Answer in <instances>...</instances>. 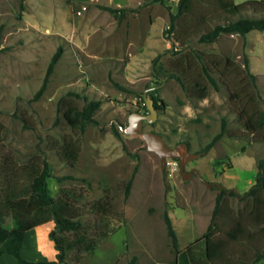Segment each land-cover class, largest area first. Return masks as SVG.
<instances>
[{
  "label": "rangeland",
  "instance_id": "obj_1",
  "mask_svg": "<svg viewBox=\"0 0 264 264\" xmlns=\"http://www.w3.org/2000/svg\"><path fill=\"white\" fill-rule=\"evenodd\" d=\"M111 1L0 0V162L5 154L17 164L45 157L54 175L48 179L51 193L57 196L66 187L83 195L80 203L96 235L75 238L66 256L72 264H125L132 255L138 257V264L168 263L175 251L164 212L171 217L172 210L182 215L188 210L184 234L189 244L206 233L207 216L194 211L215 199L219 189L211 183L242 189L245 179L252 177L250 167H240V155H235L239 140L226 137L219 145L213 144L205 152L202 149L220 130L223 117L228 128L239 127L238 99L232 92L244 87L257 93L264 83L256 77L255 86L244 68V37L240 34L222 32L213 42L198 40L202 31L238 16L223 14L211 0H195L194 11L180 16L171 31H167L169 13L176 10L175 0ZM106 6L127 9L120 14ZM201 13L206 17L204 23L198 22ZM243 14L259 16L264 11ZM59 46L62 53L45 89L36 97ZM203 61L210 65L217 87L203 72ZM175 67L182 71L185 87L169 76ZM194 80L206 85L205 98L193 96ZM145 89L149 96L156 91L166 105L157 109L152 122L143 121V129L161 132L169 146L189 141L190 151L201 154L187 161L184 171L194 167L198 174L183 177L177 158L162 169L158 155L147 149L141 133H126L120 127L127 124L130 112H147L142 99ZM71 90L101 100L95 122L82 133L67 125L61 115L62 100H72L78 106L84 103L68 93ZM64 136L80 140L78 158L71 164L62 163L57 153L49 150L50 140ZM251 152L248 156L264 157V144L253 146ZM227 156L236 167L225 169V175ZM173 160L176 168H171ZM62 175L73 178H55ZM97 201L105 202L100 211L92 207ZM250 202L251 198L224 195L225 207L233 217ZM225 222V228L233 224L232 219ZM70 237L75 236L70 233ZM39 239L43 245L35 241ZM244 244L237 242L233 248L237 252ZM244 247L246 259L252 261L256 253ZM21 254L30 260L55 258L49 232L27 231ZM228 255L235 260L238 257V253ZM9 256L6 264H19L14 255ZM201 260L199 249L193 264Z\"/></svg>",
  "mask_w": 264,
  "mask_h": 264
},
{
  "label": "trees",
  "instance_id": "obj_2",
  "mask_svg": "<svg viewBox=\"0 0 264 264\" xmlns=\"http://www.w3.org/2000/svg\"><path fill=\"white\" fill-rule=\"evenodd\" d=\"M164 2L165 0H160ZM195 0H178L176 10L170 11L169 28L171 31L179 24L180 16L194 11ZM218 6L223 14L238 15L233 19L217 22L212 27L202 31L198 40L201 42H213L222 33H238L242 37L252 29L264 30V14L259 16H249L243 13L248 10L255 12L264 11V0H244L235 2L234 0H211ZM112 12L123 13L127 7L106 6ZM198 22H206L205 14L198 16ZM208 17V16H207ZM210 18V17H208ZM196 24V23H195ZM63 47L59 46L52 55L48 64L46 76L36 92L39 96L46 87L50 73L53 71L55 63L58 61ZM201 59V56L198 55ZM202 60V59H201ZM230 63V59L226 58ZM218 60L213 62L214 65ZM243 64L250 74L256 86V75L250 70L249 59L246 54L243 56ZM202 70L209 80L217 87L215 79L210 74V65L202 62ZM182 72L178 67L169 74L175 77L185 87ZM158 75L155 71V76ZM121 87V84L116 83ZM191 90L196 98H205L207 87L200 80H194ZM152 91L151 98L155 107L162 109L166 103L161 98H157ZM68 93L84 100L78 106L72 100H62L61 115L64 121L72 128L84 132L86 126L95 122L94 113L99 108L101 100L89 98L86 94L77 91ZM141 95V93H140ZM232 96L238 99L236 117L239 121L238 128H228L226 118L221 121L220 130L207 142L202 152L207 151L216 140L226 135L230 138L247 139L255 145L264 144V108L262 107L259 92H252L241 87L239 92H232ZM144 101V98L142 96ZM146 108L145 104H143ZM49 150L55 151L59 160L64 164L74 163L79 155L80 140L72 136H64L61 140H50ZM229 164L227 163V166ZM53 172L48 160L45 157H35L22 164H17L13 159L4 155L0 162V255L9 253L16 257L19 264H72L66 259L67 252L73 248V241L77 237L96 235L93 224L88 219L80 201L83 195L74 190L62 187L60 193L54 196L48 183V179L53 177ZM56 179L73 178V175L55 176ZM132 178L126 182V195L129 192ZM212 187L220 189L217 193L215 206L206 233L189 244L185 248L178 247V238L173 227L171 218L167 211L164 212V221L167 234L171 239V245L175 251V260L172 262L152 263V264H193V257L197 250L202 251L200 264H255L264 256V157L257 161V172L255 182L243 193L237 192L234 188H226L221 183H211ZM231 194L239 198H251L250 206L244 207L242 211L233 217L228 214L224 195ZM262 193V194H261ZM105 202L97 201L92 203V207L100 211L104 208ZM232 219L233 224L225 228V220ZM53 220L54 226L49 231V236L54 242L56 255L53 259L30 260L22 256L21 248L25 238V233L30 228L43 222ZM251 227V228H250ZM253 228V229H252ZM252 229V230H251ZM73 233L75 237H70ZM244 242L241 249L235 251V243ZM202 243V244H201ZM202 245V247L199 246ZM245 245L251 247L256 253L252 261L245 257ZM237 254L238 257L228 254ZM125 264H138V257L132 255Z\"/></svg>",
  "mask_w": 264,
  "mask_h": 264
},
{
  "label": "crops",
  "instance_id": "obj_3",
  "mask_svg": "<svg viewBox=\"0 0 264 264\" xmlns=\"http://www.w3.org/2000/svg\"><path fill=\"white\" fill-rule=\"evenodd\" d=\"M119 1L120 0H118L116 4H120V2H126V4H133L135 2V1H127V0H123V1H120V2ZM177 1L178 0H175L174 4H177ZM111 2H114V0H112ZM169 4H173V3H169ZM172 9H174V5L172 6ZM231 35H233V33H231ZM243 42H244V52L248 56L251 70L264 83V30H259V29L250 30L244 36ZM259 94H260V96H261V98L263 99V102H264V87L259 89ZM226 137L229 138V140L234 139V140H239L240 141L239 148L236 150L235 155L236 154L240 155L239 160H238L239 164H240V167L241 166L242 167L249 166L250 169H251L250 172L252 174L251 175L252 177H247V179H245L244 187L242 189H237L234 185L230 184V188H234L237 192L243 193L246 190H248V188L255 182V174L257 172V166L255 168L254 165L255 164L257 165V161H258L259 157L256 154H255V156H252V155L248 156V154H249V152L252 154V152H251L252 147L253 146L255 147L257 145H255L253 142H251V141H249L247 139L230 138V137H228L226 135H223L218 140H216L214 142V145H216L217 143L219 145L222 141L226 140ZM227 160H228L227 163L229 165L228 166L226 165V168H224V170H223V174L226 173L225 169H233V168L236 167L235 161L233 162L229 156H227ZM227 194H229V193H227ZM216 196H217V194L215 195V199L213 201H211V203L209 202V205L206 208H202V209H198V210L194 211V212H198V213H201V214L207 216V218L209 220L208 225H209L211 217H212V213H213V209H214L215 201H216ZM211 197H212V195H211ZM236 198L238 200H246V199H248V197L242 199V198H239L237 196H236ZM186 211L187 212H185V215L177 214L173 210L171 211V217L172 218L171 217L170 218H171L173 227H174V229L176 231V234H177L178 247L179 248H185L189 244H191L192 242H194L196 240L195 239L191 243L186 244L185 234H184V229H185L184 216L189 214L188 210H186ZM208 225H207V227H208ZM53 226H54V221L53 220H49V221L43 222L41 224H38V225L30 228L29 230H32L33 232H49L53 228ZM26 234H27V231L25 233V238H26ZM35 241L38 244H40V245L44 244L42 239L35 240ZM23 245H24V241H23ZM263 249H264V237H263ZM9 257H10L9 253H2L0 255V264H6V261L9 260ZM174 260H175V256H174L173 261ZM59 264H63V263H59ZM255 264H264V256H262Z\"/></svg>",
  "mask_w": 264,
  "mask_h": 264
},
{
  "label": "water",
  "instance_id": "obj_4",
  "mask_svg": "<svg viewBox=\"0 0 264 264\" xmlns=\"http://www.w3.org/2000/svg\"><path fill=\"white\" fill-rule=\"evenodd\" d=\"M147 89L142 93L147 112L132 111L127 118V124L120 127L126 133H141L147 149L155 152L160 160L161 168L164 169L168 158H178V168L183 174V177L190 174L189 171H184V164L198 157L200 152H191L189 144L186 140L180 141L173 146H169L161 132L152 129H143V120L152 122L156 118L157 108L154 100L147 95ZM196 174L198 172L196 171ZM220 191V189H219Z\"/></svg>",
  "mask_w": 264,
  "mask_h": 264
},
{
  "label": "flooded vegetation",
  "instance_id": "obj_5",
  "mask_svg": "<svg viewBox=\"0 0 264 264\" xmlns=\"http://www.w3.org/2000/svg\"><path fill=\"white\" fill-rule=\"evenodd\" d=\"M146 111H147V109H146ZM140 112V111H139ZM144 113V112H143ZM144 121V120H143ZM178 142H180V141H178ZM178 142H176V143H178ZM188 142V144L190 145V143H189V141H187ZM175 143V144H176ZM174 144V145H175ZM190 150V149H189ZM177 161H178V158H177ZM187 171H189L190 172V174H196V171H197V169L196 168H194V167H191L190 169H188Z\"/></svg>",
  "mask_w": 264,
  "mask_h": 264
},
{
  "label": "built area",
  "instance_id": "obj_6",
  "mask_svg": "<svg viewBox=\"0 0 264 264\" xmlns=\"http://www.w3.org/2000/svg\"><path fill=\"white\" fill-rule=\"evenodd\" d=\"M173 159V158H168L167 159V164L169 165L170 164V160ZM177 167V161L176 160H173L172 161V165H171V168H176Z\"/></svg>",
  "mask_w": 264,
  "mask_h": 264
}]
</instances>
